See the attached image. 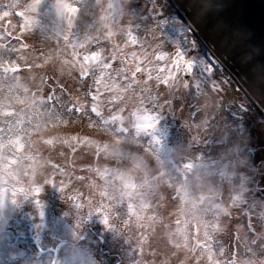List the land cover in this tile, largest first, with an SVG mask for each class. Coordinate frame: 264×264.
I'll list each match as a JSON object with an SVG mask.
<instances>
[{
  "label": "rangeland",
  "instance_id": "1",
  "mask_svg": "<svg viewBox=\"0 0 264 264\" xmlns=\"http://www.w3.org/2000/svg\"><path fill=\"white\" fill-rule=\"evenodd\" d=\"M42 2L0 0V46L4 33L21 29L28 38L18 54L26 67L8 75L0 66V78L8 77L28 120L43 116L29 135L12 137L15 147L31 139L24 151L35 155L9 170L12 180L2 177L12 187L0 184V264H50L52 252L36 258L31 232L43 248L58 246L56 234L67 242L55 264H264V123L192 35L181 41L169 32L167 1ZM84 27L96 35L90 44L71 34ZM0 52L18 64L8 47ZM55 79L69 95L55 91L52 109L61 111L53 115ZM42 82L44 91L30 96ZM5 104L0 125L13 114L19 122V111ZM152 133L165 137L159 145L171 146L177 162L205 152L214 164L190 168L182 180ZM193 192L204 197L200 206ZM207 204L215 215L200 214ZM104 207L130 213L118 226L94 224ZM132 241L140 253L138 245L126 247Z\"/></svg>",
  "mask_w": 264,
  "mask_h": 264
},
{
  "label": "water",
  "instance_id": "2",
  "mask_svg": "<svg viewBox=\"0 0 264 264\" xmlns=\"http://www.w3.org/2000/svg\"><path fill=\"white\" fill-rule=\"evenodd\" d=\"M172 1L264 110V0Z\"/></svg>",
  "mask_w": 264,
  "mask_h": 264
}]
</instances>
